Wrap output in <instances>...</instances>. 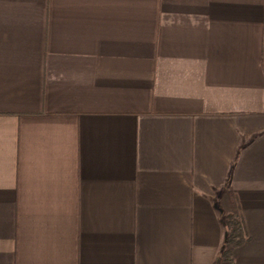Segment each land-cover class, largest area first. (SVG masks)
<instances>
[{
	"label": "crops",
	"instance_id": "1",
	"mask_svg": "<svg viewBox=\"0 0 264 264\" xmlns=\"http://www.w3.org/2000/svg\"><path fill=\"white\" fill-rule=\"evenodd\" d=\"M264 264V0H0V264Z\"/></svg>",
	"mask_w": 264,
	"mask_h": 264
},
{
	"label": "trees",
	"instance_id": "2",
	"mask_svg": "<svg viewBox=\"0 0 264 264\" xmlns=\"http://www.w3.org/2000/svg\"><path fill=\"white\" fill-rule=\"evenodd\" d=\"M225 224L227 233L221 257L222 260L228 264H234L233 248L240 246L249 240V235L245 222L242 216L238 213H228L225 217Z\"/></svg>",
	"mask_w": 264,
	"mask_h": 264
}]
</instances>
